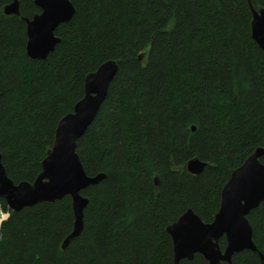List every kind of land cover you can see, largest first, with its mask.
<instances>
[{
  "label": "trees",
  "instance_id": "16d2710c",
  "mask_svg": "<svg viewBox=\"0 0 264 264\" xmlns=\"http://www.w3.org/2000/svg\"><path fill=\"white\" fill-rule=\"evenodd\" d=\"M12 1L0 0V153L15 183L37 178L85 77L110 59L119 70L77 142L87 174H106L81 192L83 231L62 248L70 195L20 211L0 198L10 212L0 264H175L167 226L188 208L211 222L232 171L264 146V51L250 7L264 0H70L75 13L45 59L26 53L25 18L40 8L19 0L20 15H7ZM194 157L207 162L198 175L185 168ZM248 219L264 256V201ZM180 264L209 263L196 254ZM220 264L264 260L247 249Z\"/></svg>",
  "mask_w": 264,
  "mask_h": 264
},
{
  "label": "water",
  "instance_id": "95a60500",
  "mask_svg": "<svg viewBox=\"0 0 264 264\" xmlns=\"http://www.w3.org/2000/svg\"><path fill=\"white\" fill-rule=\"evenodd\" d=\"M41 12L25 18L27 24L26 53L32 59H45L61 41L55 33L58 26L70 21L75 7L70 0H35ZM252 11L251 34L264 51V7L250 4ZM7 15H20V2L13 0L5 5ZM119 70V63L110 59L85 77L84 96L76 102L71 112L64 115L57 126L55 139L42 161L41 171L33 182L15 183L7 174L0 153V198L9 209L20 211L40 202H55L65 196L72 198L74 226L65 238L62 248L78 237L84 228V210L89 198L82 191L97 185L106 178L104 172L87 174L77 152V142L97 116L105 101L109 87ZM196 127L193 126L192 130ZM264 146H259L235 168L222 188L220 207L211 222L203 221L188 208L167 226L172 238L175 264L193 260L201 254L209 264L232 262L234 254L244 250L259 252L253 241V227L248 219L250 212L264 201ZM207 162L191 158L185 168L192 174L203 172ZM157 184V180H155ZM227 244L219 246L222 237Z\"/></svg>",
  "mask_w": 264,
  "mask_h": 264
},
{
  "label": "bare ground",
  "instance_id": "6f19581e",
  "mask_svg": "<svg viewBox=\"0 0 264 264\" xmlns=\"http://www.w3.org/2000/svg\"><path fill=\"white\" fill-rule=\"evenodd\" d=\"M7 207H8V206H7ZM8 209H9V208H8ZM9 210L11 211V209H9ZM9 210H7V214H8V216H7V215H4V216H2V218L0 219V226L2 225L3 221L7 220L8 217L10 216V212H9ZM1 211H3V210H1ZM4 211H6V210H4Z\"/></svg>",
  "mask_w": 264,
  "mask_h": 264
},
{
  "label": "rangeland",
  "instance_id": "374dc122",
  "mask_svg": "<svg viewBox=\"0 0 264 264\" xmlns=\"http://www.w3.org/2000/svg\"><path fill=\"white\" fill-rule=\"evenodd\" d=\"M5 214H7V211H0V219L2 218V216H4Z\"/></svg>",
  "mask_w": 264,
  "mask_h": 264
},
{
  "label": "built area",
  "instance_id": "2783aa9c",
  "mask_svg": "<svg viewBox=\"0 0 264 264\" xmlns=\"http://www.w3.org/2000/svg\"><path fill=\"white\" fill-rule=\"evenodd\" d=\"M5 215H7V216H8V214H5Z\"/></svg>",
  "mask_w": 264,
  "mask_h": 264
}]
</instances>
